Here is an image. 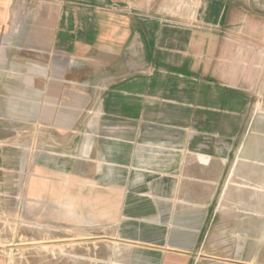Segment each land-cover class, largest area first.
Listing matches in <instances>:
<instances>
[{"label": "crops", "instance_id": "1", "mask_svg": "<svg viewBox=\"0 0 264 264\" xmlns=\"http://www.w3.org/2000/svg\"><path fill=\"white\" fill-rule=\"evenodd\" d=\"M183 1L0 0V180L21 173L25 162L22 152L11 149L15 125L21 131L34 120L67 136L96 96L66 83L99 85L96 109L124 120V136L89 147L81 177L74 178V166L68 168L67 162L64 171L53 165V172L38 163L28 194L35 201L53 196L54 206L97 218V225L119 226L126 239L120 241L138 248L132 257L141 264H194L196 259L201 264V247L211 240L210 231L202 232V196L213 193L188 189L185 176L178 177L180 182L170 176L131 181L127 166L136 153H145L137 152L139 142L152 143L155 153L166 155L141 154V159L187 163L184 153H167L172 137L187 131H242L251 99L264 90L262 46L255 50L231 36L233 1L193 0L188 10ZM241 14L245 20H264V12ZM261 31L264 36V25ZM58 54L84 64L76 70L61 67L54 62ZM182 140L174 143L183 147ZM189 149L196 180L211 157L206 163L200 158L199 137ZM13 164L17 167L10 171ZM192 196L194 218L182 220L173 239L162 218L174 208L169 200ZM3 205L0 211L9 203ZM128 221L139 223L123 226ZM158 243L172 246L152 245Z\"/></svg>", "mask_w": 264, "mask_h": 264}, {"label": "rangeland", "instance_id": "2", "mask_svg": "<svg viewBox=\"0 0 264 264\" xmlns=\"http://www.w3.org/2000/svg\"><path fill=\"white\" fill-rule=\"evenodd\" d=\"M192 1H183L187 10ZM231 1L234 11L231 21L233 39L249 43L255 50L258 44L263 47L261 26L264 20H245L241 13L250 12L257 16L264 12V4L259 0ZM262 47L260 50L264 51ZM54 62L72 70L80 69L84 64L82 59L61 54L54 55ZM66 85L79 90L90 89L96 96L78 126L67 136H59V133L52 132L34 120L26 122V128L21 131H17L18 125L12 128L14 140L10 141L13 144L11 149L22 152L25 162L20 164L21 173L17 177L12 174L11 178L0 180V203H9L8 209L0 211V264H141L140 260L132 257L135 251H139L138 248L120 241L125 238L119 226L97 225V218H83L80 213L67 211L64 206H54L53 196L35 201L28 194L33 176L31 170L38 163L41 162L43 167L53 172V165L64 171L67 162L68 168L74 166V178L84 176L83 168L91 154L88 153L89 147L93 148L99 139L123 137L124 129L128 127L119 117L106 115L96 109L99 102L97 92L101 89L99 85L89 82ZM263 91L255 93V98L251 99L249 115L244 116L242 131H187L172 137L167 153L169 156L184 153L187 163H157L152 158L142 160L141 154L157 158L166 155L159 150L155 153L157 149L152 147V143L141 141L139 147L143 144L149 147H138L137 152L143 150L145 153H136L134 162L127 166L133 176L131 181L142 182L152 178L150 182H156L161 177L170 176L173 181L180 182L178 177L185 176L188 189L194 191L201 188L202 191L213 193V196H202L201 219L205 225L202 232L210 231L211 240L201 247V264H264ZM194 137L201 139L202 161L205 162L206 156L211 157L207 166L202 164L201 174H195L196 180L191 170L193 166L188 164L192 161L193 152L189 149V143ZM174 140H182L185 146H177ZM177 165L178 172L173 171ZM14 167L17 165H11L10 171ZM76 171L78 174H75ZM57 176L63 180L66 177L65 174ZM169 202L174 208L165 212L162 218L167 231L175 233L172 237L175 239L178 224L184 219H193L192 210L197 207L194 206L193 196L187 200L175 197ZM136 223L139 222L128 221L123 226ZM152 245L165 248L172 246L160 243ZM198 262L196 259L194 264Z\"/></svg>", "mask_w": 264, "mask_h": 264}]
</instances>
